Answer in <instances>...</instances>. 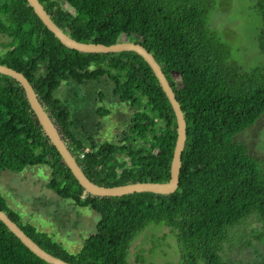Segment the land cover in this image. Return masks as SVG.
<instances>
[{
	"label": "trees",
	"instance_id": "obj_1",
	"mask_svg": "<svg viewBox=\"0 0 264 264\" xmlns=\"http://www.w3.org/2000/svg\"><path fill=\"white\" fill-rule=\"evenodd\" d=\"M56 26L83 44L111 45L119 37L140 44L159 65L185 121L178 187L170 195L88 194L62 163L39 125L23 88L0 74V174L28 167L50 170L46 187L58 198L98 216L74 252L39 232L6 204L4 212L42 250L70 264H128L133 238L150 224L170 229L181 264H251L223 258V247L252 219L250 233L264 247V161L234 137L264 116V61L242 71L229 45L231 32L209 27L215 0H38ZM65 4L67 9L63 10ZM261 21L256 36L264 56V0H250ZM0 65L21 73L84 175L101 187L165 183L176 142V118L150 67L136 53H79L48 31L26 0H0ZM113 35V36H112ZM110 39V40H108ZM44 70L39 71L40 66ZM106 77L133 110L122 143L84 146L70 112L53 95L68 80ZM97 112L104 116L105 111ZM0 264H47L0 222ZM264 264V254L260 261Z\"/></svg>",
	"mask_w": 264,
	"mask_h": 264
},
{
	"label": "rangeland",
	"instance_id": "obj_2",
	"mask_svg": "<svg viewBox=\"0 0 264 264\" xmlns=\"http://www.w3.org/2000/svg\"><path fill=\"white\" fill-rule=\"evenodd\" d=\"M62 9H67L65 4ZM209 27L222 33L231 32L229 45L242 71L264 61L256 36L261 21L250 0H215ZM113 36V35H112ZM110 40V39H108ZM6 38L0 35V45ZM112 44L128 42L119 37ZM44 70L40 66L39 71ZM113 82L106 77L82 84L63 82L54 97L64 102L70 112L71 130L89 148L104 141L122 143L133 117V110L113 93ZM105 111L101 116L97 110ZM234 142L246 147L250 156L264 161V116L253 126L234 137ZM50 170L45 166L25 168L21 172L0 174V195L8 208L39 232L47 233L68 252L77 250L94 231L98 216L88 208H77L71 201L58 198L46 185ZM257 224L250 219L239 227L223 247V258L232 262L257 263L264 247L253 240L250 230ZM180 247L174 233L163 224H150L138 233L128 249V264H181Z\"/></svg>",
	"mask_w": 264,
	"mask_h": 264
},
{
	"label": "water",
	"instance_id": "obj_3",
	"mask_svg": "<svg viewBox=\"0 0 264 264\" xmlns=\"http://www.w3.org/2000/svg\"><path fill=\"white\" fill-rule=\"evenodd\" d=\"M28 6L33 10L34 14L39 18L42 24L51 32L58 41L67 49L77 51L79 53H119L134 52L139 55L145 63L150 67L152 73L158 80V83L166 95L173 113L176 118V142L173 151V157L170 165V179L165 183H133L118 187H101L93 184L86 178L83 171L79 167L75 158L71 155L63 142L56 126L45 112L42 104L38 100L33 86L21 74L8 67L0 65V74L8 76L23 88L26 99L31 110L33 111L39 125L48 137L50 143L55 147L61 157L62 163L70 170L71 174L78 184L90 195L96 197H119L131 195L134 193H154L162 195H170L174 193L178 187L179 171L181 166V153L185 145V121L178 102L175 99L172 89L164 77L159 65L156 63L152 55H150L140 44L131 42L117 43L105 46L102 44H83L71 39L67 34L63 33L56 24L51 20L45 12L38 0H26ZM0 222L8 229V231L16 237L33 255L47 264H70L59 258L50 255L35 244L8 216L0 211Z\"/></svg>",
	"mask_w": 264,
	"mask_h": 264
}]
</instances>
